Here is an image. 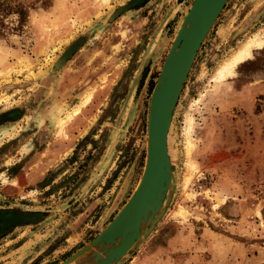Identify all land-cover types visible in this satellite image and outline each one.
Listing matches in <instances>:
<instances>
[{"label":"rangeland","instance_id":"1","mask_svg":"<svg viewBox=\"0 0 264 264\" xmlns=\"http://www.w3.org/2000/svg\"><path fill=\"white\" fill-rule=\"evenodd\" d=\"M23 1L36 3L27 25L0 38V119L17 112L0 121V210L31 212L36 222L0 241V264H60L138 185L150 97L192 0L120 12L134 0ZM255 36L264 39V0H229L175 111L167 213L122 264H264V46L222 82L213 78ZM177 235L187 248L173 253Z\"/></svg>","mask_w":264,"mask_h":264},{"label":"water","instance_id":"2","mask_svg":"<svg viewBox=\"0 0 264 264\" xmlns=\"http://www.w3.org/2000/svg\"><path fill=\"white\" fill-rule=\"evenodd\" d=\"M228 1H191L150 97L147 155L140 181L112 221L60 264H122L166 215L175 185L172 154L175 111L198 52ZM62 60L59 58L56 65Z\"/></svg>","mask_w":264,"mask_h":264},{"label":"bare ground","instance_id":"3","mask_svg":"<svg viewBox=\"0 0 264 264\" xmlns=\"http://www.w3.org/2000/svg\"><path fill=\"white\" fill-rule=\"evenodd\" d=\"M138 1L140 3V0ZM135 4H137V2ZM263 46H264V39L263 38L259 39L257 36L252 37L251 39H248L245 42H242L241 45L237 49H235L234 52L225 60H223V62L217 67V70L215 72L216 74L214 75L213 78L216 81L222 82V80L225 79L227 76L233 75L235 73V68L237 67V65L239 63L244 62L253 55L254 47L261 48ZM91 94L92 93H88L86 95L82 103L68 116V119L74 116L75 112L80 109L81 105L86 104L90 100ZM65 122L66 121L63 120L62 122L59 123L63 125ZM188 144H189L188 148H192V143L189 140H188ZM185 213L186 211L184 209H180L178 210V212H176L177 215H183V216H185Z\"/></svg>","mask_w":264,"mask_h":264},{"label":"trees","instance_id":"4","mask_svg":"<svg viewBox=\"0 0 264 264\" xmlns=\"http://www.w3.org/2000/svg\"><path fill=\"white\" fill-rule=\"evenodd\" d=\"M35 4H27L23 0H0V38L21 31L27 25ZM49 5L50 1L43 4V8Z\"/></svg>","mask_w":264,"mask_h":264},{"label":"flooded vegetation","instance_id":"5","mask_svg":"<svg viewBox=\"0 0 264 264\" xmlns=\"http://www.w3.org/2000/svg\"><path fill=\"white\" fill-rule=\"evenodd\" d=\"M145 0H140V2H144ZM138 3V0H134L131 3H128L126 6L122 7L118 12L125 10L126 8H130L135 3ZM75 44L72 43V47L69 51H65L62 56V64H64L67 60V57L70 56L74 50L83 42L81 39H77ZM17 112L10 111L5 116H3L0 121L3 118H13ZM15 214V215H14ZM35 216L31 212H24L21 210H0V241L3 240L6 236L13 233L17 228L27 226L30 224H34L36 222Z\"/></svg>","mask_w":264,"mask_h":264},{"label":"crops","instance_id":"6","mask_svg":"<svg viewBox=\"0 0 264 264\" xmlns=\"http://www.w3.org/2000/svg\"><path fill=\"white\" fill-rule=\"evenodd\" d=\"M181 238H182L181 235H177V236L175 237L174 241L172 242V246H173V248H172V252H173V253L176 252V251H180V250H183V249H186V248H187L186 245H183V246L180 245L181 242H179V241H181ZM161 253H163V251H162V252H160V250L155 251V254L157 255L158 258H162V257H163V255H162ZM165 253H166V252H165ZM156 255L153 256V259H154V258L156 259ZM161 256H162V257H161ZM140 259H141V257H136V259H134V261H133L132 263H133V264H142V262L140 261ZM157 264H161V262H159V263H157ZM190 264H192V262H190Z\"/></svg>","mask_w":264,"mask_h":264}]
</instances>
